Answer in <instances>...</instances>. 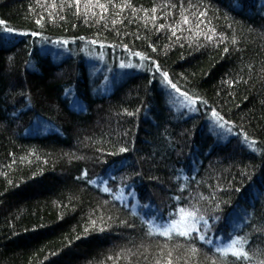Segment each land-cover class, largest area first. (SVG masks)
Here are the masks:
<instances>
[{
  "label": "trees",
  "instance_id": "obj_1",
  "mask_svg": "<svg viewBox=\"0 0 264 264\" xmlns=\"http://www.w3.org/2000/svg\"><path fill=\"white\" fill-rule=\"evenodd\" d=\"M169 262L264 264V0H0V264Z\"/></svg>",
  "mask_w": 264,
  "mask_h": 264
},
{
  "label": "rangeland",
  "instance_id": "obj_2",
  "mask_svg": "<svg viewBox=\"0 0 264 264\" xmlns=\"http://www.w3.org/2000/svg\"><path fill=\"white\" fill-rule=\"evenodd\" d=\"M108 66H110L109 64H107ZM117 65L118 66H116V64H114V65H111V67H108V68H110V70H108L109 71V74L110 73H112V75H115V74H117V70H116V68L117 67H119L120 69H121V67L123 66V63H121V62H117ZM112 66H114V68L112 69ZM125 69V68H124ZM123 69V70H124ZM115 77L116 78H118V76L117 75H115ZM114 81H116L117 79H113ZM163 84H165V82H162ZM162 83H160L161 85H162ZM168 89L169 88H166L165 87V90H166V93L168 92ZM175 90L179 93V94H181L184 98H187V97H185V95L184 94H182L179 90H177L176 88H175ZM177 92H175L174 91V95H177V96H181V95H179ZM173 93V92H172ZM168 94H169V92H168ZM180 98V97H179ZM183 104H185V102H184V100L182 101H179V104H177V105H179V107H181V108H183ZM187 106L188 107H190V104L189 103H187ZM178 109V108H177ZM205 125H206V128H208V129H210L209 131L210 132H212V133H219L220 132V134H222L223 136H225V135H227L228 133H229V130H228V128L226 127V126H224L219 120H217L213 115H210L209 117H207V118H205ZM222 125V126H221ZM212 128V129H211ZM215 129V130H214ZM156 225V224H155Z\"/></svg>",
  "mask_w": 264,
  "mask_h": 264
},
{
  "label": "snow or ice",
  "instance_id": "obj_3",
  "mask_svg": "<svg viewBox=\"0 0 264 264\" xmlns=\"http://www.w3.org/2000/svg\"><path fill=\"white\" fill-rule=\"evenodd\" d=\"M200 15H203V13H201ZM185 22H187V19L185 20ZM165 75V79L167 78L166 77V74ZM194 103V102H193ZM222 126V125H221ZM121 151H125V149H121ZM157 228H162V230L158 231L157 234L161 235V236H165V237H170V235L172 234L173 231H175V225L173 226H167V225H163V226H159L157 225L156 226ZM197 231H199V229H196ZM179 235H183V236H188L190 235V231H180L178 233ZM201 240H204L205 239V236L204 235H201L199 237ZM208 243H211L212 241L211 240H208L207 241ZM241 240L239 239H230L227 244H226V247L228 248H233L235 249L237 245H241ZM233 255H236L238 258L241 256V255H244V253L242 252V250H235L233 251L232 253ZM169 264H171V262H169Z\"/></svg>",
  "mask_w": 264,
  "mask_h": 264
}]
</instances>
